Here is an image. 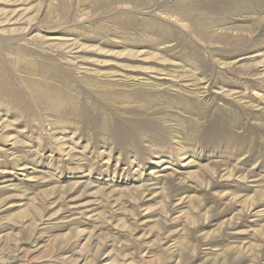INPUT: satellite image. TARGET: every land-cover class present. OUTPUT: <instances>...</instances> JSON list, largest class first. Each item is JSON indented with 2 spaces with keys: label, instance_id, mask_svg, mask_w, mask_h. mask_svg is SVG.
I'll return each mask as SVG.
<instances>
[{
  "label": "rangeland",
  "instance_id": "1",
  "mask_svg": "<svg viewBox=\"0 0 264 264\" xmlns=\"http://www.w3.org/2000/svg\"><path fill=\"white\" fill-rule=\"evenodd\" d=\"M89 1L0 0V264H264V0Z\"/></svg>",
  "mask_w": 264,
  "mask_h": 264
},
{
  "label": "bare ground",
  "instance_id": "2",
  "mask_svg": "<svg viewBox=\"0 0 264 264\" xmlns=\"http://www.w3.org/2000/svg\"><path fill=\"white\" fill-rule=\"evenodd\" d=\"M131 1H133L134 2V0H131ZM135 1H137L138 3H140V4H142V3H149L150 1H152V0H135ZM86 3V2H85ZM84 3V4H85ZM89 3H93L94 5H97V6H101V7H103L104 5H108V4H110V1L109 0H90L89 1ZM67 4V3H66ZM69 4V3H68ZM103 5V6H102ZM111 5V4H110ZM69 6V5H68ZM202 6V5H201ZM224 6V5H223ZM67 7V6H66ZM107 7V6H106ZM203 8H204V10L205 11H202L203 12V14H202V19H199V20H197L198 19V17L196 18V17H188V18H190L195 24H197V26L198 27H196V28H200V29H203L204 31L206 30V28H208V25L211 23V22H215V20L216 21H218V22H220L219 20H217V19H213L212 18V16L213 15H211V14H217V13H220V11H223L224 12V9H226L225 7H227V5L225 6V7H222V6H217V5H215V4H211L210 2H208V3H205V5H203L202 6ZM68 8V7H67ZM66 8V9H67ZM98 8V7H97ZM96 8V9H97ZM103 8H105V7H103ZM199 8V7H198ZM228 8V7H227ZM190 13V12H189ZM65 15V14H64ZM63 16V15H62ZM220 16V15H219ZM64 17V16H63ZM214 17V16H213ZM221 18V17H220ZM223 18V17H222ZM123 20V19H122ZM126 21V20H125ZM121 22V21H117V24H119L121 27H123L125 30H130V28L131 27H135V24L134 23H132L131 21H126V22ZM217 22V23H218ZM96 25H98V24H96ZM143 25H145V27H144V30H145V36H147V38H150L151 40H154L155 42H157V41H160V40H167V39H169V38H171V37H173V31L171 32L170 31V29L168 28V27H164V26H162L161 24L160 25H157V26H155V27H152L151 25V22H146L145 24H143ZM112 26V25H111ZM110 26V27H111ZM116 26V25H115ZM119 26V27H120ZM109 27V28H110ZM113 27H114V25H113ZM118 27V26H117ZM137 27V26H136ZM143 27V26H142ZM92 30H94L95 32H97V33H99V34H104V29H105V27L104 26H100V25H98V26H92ZM112 28V27H111ZM122 28V29H123ZM117 29V28H116ZM108 30V29H107ZM120 30V29H119ZM124 30V31H125ZM141 30V29H140ZM199 30V29H198ZM122 31V30H121ZM134 31H136V30H134ZM200 31V30H199ZM202 31V30H201ZM111 32V31H110ZM109 32V33H110ZM139 32V31H138ZM112 33H114V31H112ZM124 33V32H123ZM126 33V32H125ZM151 33H155V35L153 36V35H151ZM96 34V33H95ZM105 34H107V33H105ZM127 34V33H126ZM139 34V33H138ZM203 34V33H202ZM113 35V34H112ZM116 35V34H115ZM120 35V34H119ZM128 36L127 37H123V39H128V38H131V37H134L132 34H127ZM140 35V34H139ZM142 35V34H141ZM151 35V36H150ZM117 36V35H116ZM136 36V35H135ZM109 37V36H108ZM110 38V37H109ZM146 38V39H147ZM107 40V39H106ZM114 40V39H113ZM130 40V39H129ZM135 40V39H134ZM137 40V39H136ZM140 40V39H139ZM142 40V39H141ZM108 41V40H107ZM144 41H146V40H144ZM109 42H110V40H109ZM38 43H39V41H38ZM112 43H114V42H112ZM119 43H121V42H119ZM29 46V45H28ZM175 46V45H174ZM186 47V46H185ZM172 48H175V47H172ZM185 49V56H187V54L186 53H189L188 52V50H186L187 48H184ZM34 51V50H33ZM21 54H23V53H21ZM190 55V54H189ZM188 55V56H189ZM21 56V55H20ZM24 56H25V54H24ZM28 56H30V55H28ZM21 57H23V56H21ZM192 57V56H191ZM27 58V57H26ZM28 58H30V57H28ZM31 59V60H30ZM29 60H27V61H25L24 63H23V68H25L26 70L25 71H27V72H30V71H34L35 70V73H36V71L38 72L39 71V69L32 63V58H30ZM199 59V58H198ZM38 60V59H37ZM48 61V60H47ZM50 63V62H49ZM38 66V65H37ZM2 67V66H1ZM40 67V66H39ZM41 67H43L42 66V63H41ZM46 67V66H45ZM52 67V66H51ZM36 69H38V70H36ZM40 69H42V68H40ZM44 69V68H43ZM5 70V69H4ZM22 70H24V69H22ZM58 70V69H57ZM44 71H48L47 69L45 70L44 69ZM5 73H6V71H5ZM47 73V72H46ZM49 73V72H48ZM50 73H52V70H51V72ZM86 73V72H85ZM32 74V73H31ZM54 74V73H53ZM88 74V73H87ZM33 75V74H32ZM36 75H37V73H36ZM49 75V74H48ZM60 75V74H59ZM2 76V75H1ZM0 76V77H1ZM6 76V75H5ZM50 76V75H49ZM56 76V75H55ZM91 76V75H90ZM3 77V76H2ZM58 78V77H57ZM6 79V78H5ZM7 79H8V75H7ZM59 79H60V77H59ZM89 79L91 80V77H89ZM10 80V79H9ZM8 80V81H9ZM31 80V79H30ZM29 80V81H30ZM39 80V79H38ZM88 80V79H87ZM89 80V81H90ZM93 80H95V79H93L92 78V82H93ZM7 81V80H6ZM5 80H4V82H6ZM31 81H34V80H31ZM40 81V80H39ZM63 81V80H62ZM66 82V81H65ZM33 83V82H32ZM62 83V82H61ZM70 83V82H69ZM10 84V83H9ZM8 84V85H9ZM26 84H27V82H26ZM34 84H37V85H35V87H36V91H37V93L36 94H38L41 98H43V99H45V100H47L48 102L47 103H52L54 106H57V107H62L63 108V110H71V111H78V112H80L81 110V108L80 107H78L77 108V106L74 104L75 103V100L73 99V98H71L69 95H67L65 92V90H63V91H65L64 93H62L61 91L62 90H57V89H55V90H57V91H59V92H56L55 90H53V88L55 87H53L52 89H50L49 88V86H46L47 84H41L40 82L39 83H35L34 82ZM33 84V85H34ZM50 84V83H49ZM71 84H72V82H71ZM97 84H99V83H97ZM29 85H31L32 86V84H29ZM67 85H68V82H67ZM70 85V84H69ZM72 85H75V84H72ZM72 85H70L71 87L70 88H72L73 86ZM2 86H3V84H2ZM63 86V85H62ZM76 86V85H75ZM78 86V85H77ZM4 87V86H3ZM34 87V86H33ZM34 87V88H35ZM136 87V86H135ZM1 89H2V87H0ZM8 88V87H7ZM32 88V87H31ZM76 88V87H75ZM141 88V87H140ZM144 88V87H143ZM142 88V89H143ZM0 89V90H1ZM33 89V88H32ZM64 89V88H63ZM74 89V88H73ZM142 89H140L141 91H142ZM5 90H6V87H5ZM9 90V89H8ZM7 90V91H8ZM110 89H108V91H109ZM133 90V89H132ZM137 90H138V88H137ZM2 91V90H1ZM10 91V90H9ZM105 91H106V89H105ZM141 91H140V93H141ZM147 90H145V92H146ZM11 92V91H10ZM9 92V93H10ZM15 92V91H14ZM120 92V91H119ZM118 91H117V89H113V90H111V91H109V92H107V93H111V94H118L119 93ZM135 92H136V90H135ZM144 92V93H145ZM148 92V91H147ZM2 93V92H1ZM120 93H122V92H120ZM140 93H138V94H140ZM5 94V93H4ZM4 94H2V96H5ZM11 94V93H10ZM73 94V93H72ZM138 94H136V95H138ZM143 94V93H142ZM142 94L141 95H139L140 97L139 98H141V96H142ZM119 95V94H118ZM133 95V94H132ZM135 95V94H134ZM135 95V96H136ZM152 95V94H151ZM1 96V95H0ZM1 96V97H2ZM11 96V95H10ZM9 96V97H10ZM72 96V95H71ZM122 96V95H121ZM120 96V97H121ZM126 96H127V93H126ZM115 98H116V96H114ZM119 97V98H120ZM138 97V96H137ZM145 97V94L143 95V98ZM146 97H147V95H146ZM8 98V97H7ZM6 98V99H7ZM13 98V97H12ZM20 99H22V98H20ZM79 99V98H78ZM146 99V98H145ZM149 99H150V97H149ZM2 100V99H1ZM175 100V99H174ZM148 101V100H147ZM153 101H154V99H153ZM183 101H185V103H187V105H190L191 107H192V102L190 101V99H185V100H183ZM23 102V100L20 102V104ZM78 102V101H77ZM139 102V101H138ZM79 104V103H78ZM14 105H15V103H14ZM186 105V104H185ZM75 106H76V108L77 109H75ZM193 108V107H192ZM21 109H22V106H21ZM83 109V108H82ZM198 109V108H197ZM58 110V109H57ZM136 110V109H135ZM59 111V110H58ZM61 111V113L63 112L62 110H60ZM75 113V112H74ZM59 114V113H58ZM62 114H65V112L64 113H62ZM68 114H70V111H68ZM77 114V113H76ZM72 115V114H71ZM75 115V114H74ZM141 115V114H140ZM140 115L138 116V117H140ZM58 116V115H57ZM59 117V116H58ZM76 116H74V118H75ZM99 117H100V114L98 115V117H96V119H95V121H96V123H97V125L99 126V127H101V128H103L104 130H105V132H106V129H107V125H106V122L105 123H103L102 124V122L100 121V119H99ZM143 117H146V116H144L143 115ZM142 117V118H143ZM78 118V117H77ZM81 118V117H80ZM134 118H136V117H134ZM79 119V118H78ZM77 119V120H78ZM138 119V118H137ZM144 119H146V118H144ZM135 120V119H134ZM157 120V119H156ZM79 121V120H78ZM149 122V121H148ZM143 123V122H142ZM150 123L151 124H153L154 126H155V123H154V120L153 121H150ZM107 124H108V122H107ZM157 124V123H156ZM145 125V124H144ZM109 126V125H108ZM148 126V125H147ZM157 126V125H156ZM156 126H155V128H156ZM97 127V126H96ZM145 127V126H144ZM100 128V129H101ZM111 127H109V129H110ZM134 128V127H133ZM148 128H149V126H148ZM99 129V128H98ZM139 129V128H138ZM137 129V130H138ZM144 129V128H143ZM136 130V129H135ZM108 131V130H107ZM144 131H145V129H144ZM109 132H111V131H109ZM138 132H139V130H138ZM107 134V133H106ZM109 134V133H108ZM137 134H139V133H137ZM143 135V134H142ZM127 140V139H126ZM153 142V141H152Z\"/></svg>",
  "mask_w": 264,
  "mask_h": 264
}]
</instances>
